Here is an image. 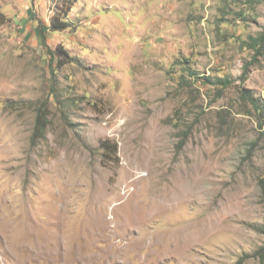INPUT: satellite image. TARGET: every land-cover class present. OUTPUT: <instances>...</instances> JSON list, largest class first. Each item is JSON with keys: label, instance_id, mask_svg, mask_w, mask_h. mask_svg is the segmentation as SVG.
Here are the masks:
<instances>
[{"label": "rangeland", "instance_id": "1", "mask_svg": "<svg viewBox=\"0 0 264 264\" xmlns=\"http://www.w3.org/2000/svg\"><path fill=\"white\" fill-rule=\"evenodd\" d=\"M63 1L0 0V264H264V0H76L58 66Z\"/></svg>", "mask_w": 264, "mask_h": 264}, {"label": "trees", "instance_id": "2", "mask_svg": "<svg viewBox=\"0 0 264 264\" xmlns=\"http://www.w3.org/2000/svg\"><path fill=\"white\" fill-rule=\"evenodd\" d=\"M76 0H67L63 1V4L60 6L59 9L55 10L50 22L49 26L46 25H39V27L36 30V35L39 39V41L42 43V46L47 49V53H49V58L53 62H55L58 66H63L65 64H68L71 62V57L67 53V51L60 45H58L53 51H50L47 48V45L45 44V41L49 37L50 33L53 32H61L69 28L67 17L68 13L70 12V9L72 5L75 3ZM264 42V30L260 33V35L257 38H254L250 41V45L253 49H256L258 52V47L261 46V44ZM222 86L225 88L228 84L225 85V81H222ZM242 98L256 107V104L254 100L252 99V96L248 94L247 91L242 92ZM35 126L33 127V132L31 134L30 143L34 145L37 141L41 140L45 136V128L47 126V122H45V114L38 113L35 117ZM104 143L101 144L103 146ZM104 148V147H103ZM107 151L108 153L114 152L116 153L115 147L111 146ZM107 153V154H108Z\"/></svg>", "mask_w": 264, "mask_h": 264}]
</instances>
